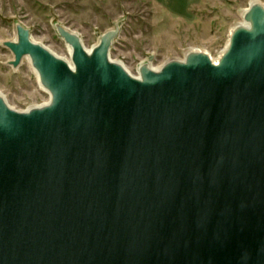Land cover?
<instances>
[{
	"label": "water",
	"instance_id": "water-1",
	"mask_svg": "<svg viewBox=\"0 0 264 264\" xmlns=\"http://www.w3.org/2000/svg\"><path fill=\"white\" fill-rule=\"evenodd\" d=\"M215 63L189 52L139 77L57 25L71 65L16 26L50 101L0 94V264H264V6ZM152 60V57L150 58Z\"/></svg>",
	"mask_w": 264,
	"mask_h": 264
},
{
	"label": "rangeland",
	"instance_id": "rangeland-1",
	"mask_svg": "<svg viewBox=\"0 0 264 264\" xmlns=\"http://www.w3.org/2000/svg\"><path fill=\"white\" fill-rule=\"evenodd\" d=\"M253 3L264 6V0H0V94L20 112L50 101L29 58L18 68L10 65L14 55L3 43L16 40L17 24L30 30L34 42L71 60L57 25L92 50L120 23L110 58L137 75L143 64L158 69L193 50L219 59Z\"/></svg>",
	"mask_w": 264,
	"mask_h": 264
},
{
	"label": "bare ground",
	"instance_id": "bare-ground-1",
	"mask_svg": "<svg viewBox=\"0 0 264 264\" xmlns=\"http://www.w3.org/2000/svg\"><path fill=\"white\" fill-rule=\"evenodd\" d=\"M245 24V22H244V20L242 21V23H241V25H244ZM228 45V44H227ZM88 51H90V50H88ZM194 51V50H193ZM225 51V50H224ZM70 53H71V48H70ZM221 57V56H220ZM220 57H219V59H220ZM219 59H217V60H213L215 63H217L218 61H219ZM70 65H71V60H66ZM151 67V66H150ZM162 67H160V68H158V69H156V68H152L151 67V69H153V70H156V71H158L159 69H161ZM126 69V68H125ZM127 70V69H126ZM128 71V70H127ZM129 72V71H128ZM130 73V72H129ZM131 74V73H130ZM131 75H133V74H131ZM133 76H135V77H139V73L137 74V75H133Z\"/></svg>",
	"mask_w": 264,
	"mask_h": 264
}]
</instances>
